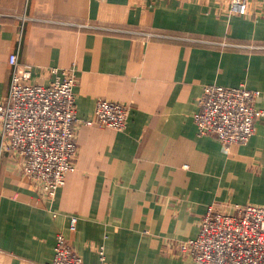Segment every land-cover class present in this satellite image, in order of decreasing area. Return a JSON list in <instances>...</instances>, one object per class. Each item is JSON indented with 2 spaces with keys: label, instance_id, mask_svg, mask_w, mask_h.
I'll use <instances>...</instances> for the list:
<instances>
[{
  "label": "crops",
  "instance_id": "0c3cea01",
  "mask_svg": "<svg viewBox=\"0 0 264 264\" xmlns=\"http://www.w3.org/2000/svg\"><path fill=\"white\" fill-rule=\"evenodd\" d=\"M248 3L239 15L231 0H0V99L19 52L31 83L74 69L79 119L76 167L53 200L0 152V264H52L59 234L86 264L100 249L107 264H198L180 243L208 207L264 205V116L229 147L195 122L207 85L264 92V0ZM102 98L129 105L123 131L83 122Z\"/></svg>",
  "mask_w": 264,
  "mask_h": 264
},
{
  "label": "built area",
  "instance_id": "2783aa9c",
  "mask_svg": "<svg viewBox=\"0 0 264 264\" xmlns=\"http://www.w3.org/2000/svg\"><path fill=\"white\" fill-rule=\"evenodd\" d=\"M248 0H231L230 11L245 15ZM261 47L252 45V48ZM11 80L0 99V152L12 151L24 159V173L53 200L75 170L78 156L74 69L52 67L47 84L31 83L34 66L22 63L19 52L10 55ZM260 93L244 85H207L198 101L195 122L200 135H212L229 147L246 144L256 131ZM130 115L129 105L102 98L95 116L83 122L123 131ZM77 219H72L75 229ZM181 253L198 264H264V205L228 204L208 207L199 234L180 243ZM101 262L105 261L100 249ZM52 264H86L64 234H59Z\"/></svg>",
  "mask_w": 264,
  "mask_h": 264
}]
</instances>
